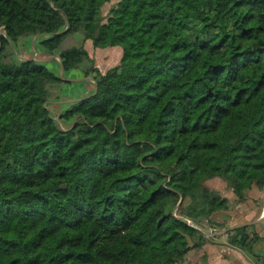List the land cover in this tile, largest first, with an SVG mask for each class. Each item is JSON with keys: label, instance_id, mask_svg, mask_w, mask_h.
I'll return each instance as SVG.
<instances>
[{"label": "trees", "instance_id": "1", "mask_svg": "<svg viewBox=\"0 0 264 264\" xmlns=\"http://www.w3.org/2000/svg\"><path fill=\"white\" fill-rule=\"evenodd\" d=\"M0 0V264H181L229 199L264 188V0ZM82 33L120 45L96 92L60 125L46 105L58 76L7 63L9 40ZM254 225L228 231L255 257Z\"/></svg>", "mask_w": 264, "mask_h": 264}, {"label": "crops", "instance_id": "2", "mask_svg": "<svg viewBox=\"0 0 264 264\" xmlns=\"http://www.w3.org/2000/svg\"><path fill=\"white\" fill-rule=\"evenodd\" d=\"M49 35H30L9 40L4 51V61L15 63L26 60H39L51 71L59 81L48 85L46 105L53 117L61 126L67 127L69 122L62 115L78 100L96 92L97 83L94 72L88 71L90 62L79 64L66 70L62 63L61 50L66 47L82 46L94 60V66L102 73L111 71L119 65L123 57L120 45L96 47L91 39H85L82 33L69 35L62 41L61 49L48 53L42 41ZM206 184L210 188L220 190L229 199L225 209L212 216V222L203 219L205 233L202 244L192 248L181 264H264V240L257 243L255 257L248 251L229 242L228 231L240 225H254L248 231H257L264 237V188L254 187L249 191V199L239 201L234 191L227 187L226 182L215 177ZM212 230L210 233L207 231Z\"/></svg>", "mask_w": 264, "mask_h": 264}, {"label": "rangeland", "instance_id": "3", "mask_svg": "<svg viewBox=\"0 0 264 264\" xmlns=\"http://www.w3.org/2000/svg\"><path fill=\"white\" fill-rule=\"evenodd\" d=\"M118 2V0H111L110 2L106 3L103 8H102V15L103 16H107L109 15V11L111 9V7L116 4ZM221 192V191H220ZM222 193V192H221ZM223 195V193H222ZM224 196V195H223Z\"/></svg>", "mask_w": 264, "mask_h": 264}, {"label": "built area", "instance_id": "4", "mask_svg": "<svg viewBox=\"0 0 264 264\" xmlns=\"http://www.w3.org/2000/svg\"><path fill=\"white\" fill-rule=\"evenodd\" d=\"M0 33H3V34H5L6 35V33H5V31L4 30H0ZM212 230H210V231H207V232H211Z\"/></svg>", "mask_w": 264, "mask_h": 264}, {"label": "water", "instance_id": "5", "mask_svg": "<svg viewBox=\"0 0 264 264\" xmlns=\"http://www.w3.org/2000/svg\"><path fill=\"white\" fill-rule=\"evenodd\" d=\"M202 230H203V228L202 227H200Z\"/></svg>", "mask_w": 264, "mask_h": 264}]
</instances>
